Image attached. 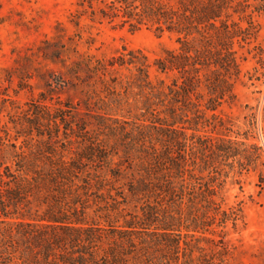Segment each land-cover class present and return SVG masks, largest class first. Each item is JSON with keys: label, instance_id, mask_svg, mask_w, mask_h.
Segmentation results:
<instances>
[{"label": "trees", "instance_id": "obj_1", "mask_svg": "<svg viewBox=\"0 0 264 264\" xmlns=\"http://www.w3.org/2000/svg\"><path fill=\"white\" fill-rule=\"evenodd\" d=\"M239 1L111 0L100 11L103 18L118 19L134 30L147 27L175 35L178 51L167 52L154 66L176 77L170 85L153 82L148 58L140 51L124 49L126 53L103 65L74 62L68 70L72 89L78 86L74 82L80 81L82 69L105 76L116 67L133 68L123 85L117 80H110L116 87L113 90L110 84L104 85L112 101L99 99L98 104H91L86 98L81 104L87 110L96 108L88 110V115L104 121L96 125L109 128L107 118L123 117L119 114L131 105L130 90L135 89V97L141 99L136 101L141 104L139 116L133 119L136 130L126 139L129 142H123L125 156L114 162L116 150L91 138L83 119L73 122L72 113L80 111L81 104L60 103L55 113L43 106L45 112L37 118L48 122L47 135L53 144L61 142L63 127L85 146L75 158H66L48 142L35 159L15 152L11 166L2 164L0 264H173L179 256L186 257V252L181 253L185 221L191 224L185 235L200 233L212 221H237L236 213L221 210L217 203L222 184L215 170L229 161L240 167L264 168L263 149L224 138L209 143L189 135L190 128L185 126L198 125L207 113L214 119L219 107L234 96L230 80L238 74V65L233 32L223 16L229 9L238 13ZM261 3L260 10L264 0ZM51 83L60 89L66 85L61 79ZM66 132L64 142L69 143L71 136ZM131 158L136 159L135 166L124 167V159ZM118 184L126 193H122L123 201L109 204L107 199L113 191L118 193ZM259 186L264 188V171ZM120 203L135 204L141 214L122 216ZM114 212L123 218L122 224L114 221ZM189 262H193V252L184 264Z\"/></svg>", "mask_w": 264, "mask_h": 264}, {"label": "rangeland", "instance_id": "obj_2", "mask_svg": "<svg viewBox=\"0 0 264 264\" xmlns=\"http://www.w3.org/2000/svg\"><path fill=\"white\" fill-rule=\"evenodd\" d=\"M109 2L111 0H0V171H4L3 163L13 164L15 152H25L23 155L35 159L38 150H45V143L53 144V139L47 135L48 122L37 118V114L45 112L43 106L55 113L62 107L60 103L68 101L81 104L87 98L91 104H98L99 99L108 103L113 95L105 91L104 85L110 84L113 90L115 86L110 80H117L121 86L134 72L132 67H116L102 76V73L91 74L83 66L85 70H80L77 77L80 81L74 82L79 87L72 89L69 84L73 77L68 70L74 62L103 65L120 53L140 51L148 58L153 82L172 84L174 73H160L154 64L167 52L178 51L176 36L159 34L147 27L134 30L118 19L103 18L100 11ZM239 2L242 4L238 13L229 9L223 16L233 32L232 48L238 65V74L230 80L234 96L219 107L214 119H211L212 113H207L198 125L193 122L185 127L190 128L189 135L213 144L220 138L257 144L263 149L264 158V8L259 9L261 0ZM59 79L66 82L65 89L52 86L51 82ZM120 86H117L118 91ZM130 92V97H134L129 100L131 105L119 114L123 117L107 118L109 128L96 125L104 121H96L88 115V110L97 111L96 108L87 110L81 104V110L72 113L76 116L73 122L78 119L86 122L91 138L101 139L118 152L114 162L125 156L123 142L132 138L136 130L133 119L139 116L137 108H141V104L136 101L141 99L135 97L137 90L131 88ZM206 98L204 95L203 99ZM38 104L42 106L37 108ZM109 113L116 114L115 111ZM65 132L62 127L61 142L53 146L66 158H75L85 144L71 131L66 133L72 141L64 142ZM130 155L135 158L133 153ZM124 160V167L137 163L132 158ZM215 171L219 173L215 174L217 182L222 184L217 203L221 210L236 213L237 221H212L211 227L189 235L185 234L191 224L185 221L181 229V253L186 252V257L179 256L173 264H184L192 252L193 262L188 264H264V188L259 186V175L264 168L240 167L229 161L218 165ZM117 190L118 193L113 191L112 197L107 199L109 204L123 201L121 196L125 191L119 184ZM120 204L118 208H124L122 216L141 214L133 203ZM113 215L117 218L114 221L123 223L120 215L116 212Z\"/></svg>", "mask_w": 264, "mask_h": 264}]
</instances>
